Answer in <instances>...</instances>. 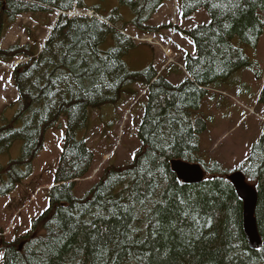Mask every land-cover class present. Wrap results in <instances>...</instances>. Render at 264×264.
I'll return each instance as SVG.
<instances>
[{"label":"trees","instance_id":"obj_1","mask_svg":"<svg viewBox=\"0 0 264 264\" xmlns=\"http://www.w3.org/2000/svg\"><path fill=\"white\" fill-rule=\"evenodd\" d=\"M236 3L179 0L183 20L201 10L210 18L184 31L152 24L166 0H0V62L28 59L12 73L19 101L10 117L8 108L0 117V198L32 176L47 133L65 120L49 208L14 242L0 230L3 264H264V129L243 170L258 193V250L247 243L243 202L229 173L200 156L207 121L197 113L209 89L252 65L234 40L256 50L264 34V0ZM75 4L104 21L61 15L41 54L34 35L32 44L1 48L20 16L70 12ZM128 26L137 37L165 30L188 36L195 46L183 59L188 77L176 86L163 76L154 49L122 33ZM137 85L148 89L139 152L124 168L104 169L78 197L95 162L86 143L91 110L118 104ZM258 102L264 106V88ZM173 160L201 164L208 177L185 184L173 172Z\"/></svg>","mask_w":264,"mask_h":264},{"label":"rangeland","instance_id":"obj_2","mask_svg":"<svg viewBox=\"0 0 264 264\" xmlns=\"http://www.w3.org/2000/svg\"><path fill=\"white\" fill-rule=\"evenodd\" d=\"M177 1L166 0L165 7L155 15L152 24H173L188 31L209 22L205 10L195 13L187 21L183 20ZM58 15L55 11L47 16L49 19L38 15L20 16L5 34L1 48L7 49L17 43L29 44L32 35L38 37L39 44L44 43ZM125 34L137 38L130 26ZM136 42L154 49L156 63L162 64L158 70L173 84L178 86L188 77L183 59L186 51L191 52L195 48L188 36L179 35L175 30H165L161 36H144ZM234 44L250 56L251 67L238 71L227 81L209 89L197 113L207 121V129L200 137V155L208 163H218L229 173L248 166L251 149L260 140L264 129V106L258 102L264 88V34L256 50L245 46L239 38L234 40ZM1 66L0 63V117L6 108L5 114L10 117L13 106L19 101L12 76L15 66ZM135 89L133 86L127 88L118 104L91 110L86 142L95 153V165L91 177L81 180L76 189L78 197L87 193L104 169L124 168L133 162V157L139 152L138 130L145 113L148 90L138 85ZM64 136L65 120L62 119L59 126L47 133L43 150L34 162L33 175L10 195L0 198V230L6 242H14L29 234L32 222L47 211L49 191L55 186V171L62 155ZM0 253L3 254L0 264H3L2 249Z\"/></svg>","mask_w":264,"mask_h":264},{"label":"water","instance_id":"obj_3","mask_svg":"<svg viewBox=\"0 0 264 264\" xmlns=\"http://www.w3.org/2000/svg\"><path fill=\"white\" fill-rule=\"evenodd\" d=\"M171 166L179 180L185 184H199L206 177V173L200 165L176 160L171 162ZM228 179L243 202V227L246 240L252 250H258L262 247V238L255 218L258 193L254 187L247 183L245 175L241 172L231 174Z\"/></svg>","mask_w":264,"mask_h":264},{"label":"snow or ice","instance_id":"obj_4","mask_svg":"<svg viewBox=\"0 0 264 264\" xmlns=\"http://www.w3.org/2000/svg\"><path fill=\"white\" fill-rule=\"evenodd\" d=\"M234 7H240V3H239V0H237V3L233 5ZM213 7H216V5H213ZM0 79H2V77H0ZM134 158V157H133ZM183 202V201H182ZM3 258V254L0 253V259Z\"/></svg>","mask_w":264,"mask_h":264},{"label":"bare ground","instance_id":"obj_5","mask_svg":"<svg viewBox=\"0 0 264 264\" xmlns=\"http://www.w3.org/2000/svg\"><path fill=\"white\" fill-rule=\"evenodd\" d=\"M255 214H256V210H255ZM256 218V217H255Z\"/></svg>","mask_w":264,"mask_h":264}]
</instances>
